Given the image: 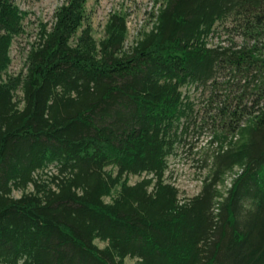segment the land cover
<instances>
[{"label":"trees","instance_id":"1","mask_svg":"<svg viewBox=\"0 0 264 264\" xmlns=\"http://www.w3.org/2000/svg\"><path fill=\"white\" fill-rule=\"evenodd\" d=\"M86 2L59 4L12 74L28 12L0 0V264H264V0H162L129 47L119 12L99 40L83 27ZM228 19L247 41L210 43ZM193 85L228 92L182 196Z\"/></svg>","mask_w":264,"mask_h":264},{"label":"rangeland","instance_id":"2","mask_svg":"<svg viewBox=\"0 0 264 264\" xmlns=\"http://www.w3.org/2000/svg\"><path fill=\"white\" fill-rule=\"evenodd\" d=\"M64 0H16V2L28 13L24 19L25 31L16 36L11 46L12 61L8 67V72L16 74L25 69L26 56L28 49L33 41L37 39L41 26L44 22L52 23L54 13L59 4ZM162 0H87L86 17L84 26H90L94 37L99 40L105 35L107 20L112 12H119L126 16L128 22V34L125 45L129 47L144 29L151 27L153 22V12L157 11ZM234 19H228L225 23H217L216 31L210 38V43L216 44H243L247 38L241 30L233 27ZM231 28L230 30L226 27ZM211 86L206 87H184L185 92L189 93L195 101L196 122L191 128L188 143L185 148L179 147L177 152L169 156V179L173 180L181 189L182 196H190L197 193L204 177L208 172V167L203 165L202 157L212 153L216 145L209 139L215 130L214 119L216 107L219 104V97L226 96L228 89L219 87L213 101L211 98ZM237 93L233 90V94ZM21 94V91H19ZM231 94V92H230ZM194 143V147L191 144ZM145 173L130 174V182L140 179ZM230 177L226 178L229 185ZM31 187V186H30ZM15 195H20L21 190H14ZM110 200V196L105 197ZM100 245L104 242L97 240ZM133 258H127V263L132 264Z\"/></svg>","mask_w":264,"mask_h":264},{"label":"built area","instance_id":"3","mask_svg":"<svg viewBox=\"0 0 264 264\" xmlns=\"http://www.w3.org/2000/svg\"><path fill=\"white\" fill-rule=\"evenodd\" d=\"M230 179H231V177H230Z\"/></svg>","mask_w":264,"mask_h":264}]
</instances>
